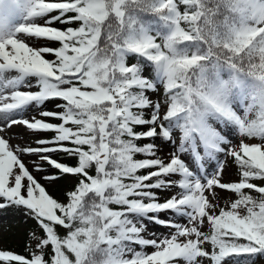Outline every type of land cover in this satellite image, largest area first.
<instances>
[{"label":"snow or ice","instance_id":"1","mask_svg":"<svg viewBox=\"0 0 264 264\" xmlns=\"http://www.w3.org/2000/svg\"><path fill=\"white\" fill-rule=\"evenodd\" d=\"M8 208L0 264H264V0H0Z\"/></svg>","mask_w":264,"mask_h":264},{"label":"rangeland","instance_id":"2","mask_svg":"<svg viewBox=\"0 0 264 264\" xmlns=\"http://www.w3.org/2000/svg\"><path fill=\"white\" fill-rule=\"evenodd\" d=\"M154 99H160L163 100V96H154ZM51 105H49V108L51 109ZM21 129H13L14 132H19ZM47 135L51 136V133H48ZM236 143L239 142V137L236 138ZM259 142V141H255ZM10 143L12 144H23L24 138L18 137L13 135ZM28 144L35 145V138L28 137ZM168 149H164L163 154L167 155ZM63 154L57 155L55 158L63 161ZM25 163L31 164V158L25 157ZM239 178L238 170L236 166L233 164L226 168V171L224 173L223 179L224 181H236ZM72 187V183L70 180L67 179H60L58 182H56L55 186L51 187L49 189L50 193L54 195L55 197L63 198L64 192L66 189H70ZM220 194V196L223 198L221 200L222 206H227L230 204L231 200L235 197L230 193H225L222 190H217ZM163 198V196L161 197ZM22 214L12 208L8 209H0V250H10L14 253H17L19 251V248H21L22 245H26L28 243V240L26 238V233L28 232L29 228L31 227L33 222H30L27 219L21 218ZM159 226H156V228L153 229L155 231ZM61 233L63 230H60ZM161 233L164 235L167 234L166 230L159 229ZM18 254V253H17Z\"/></svg>","mask_w":264,"mask_h":264},{"label":"trees","instance_id":"3","mask_svg":"<svg viewBox=\"0 0 264 264\" xmlns=\"http://www.w3.org/2000/svg\"><path fill=\"white\" fill-rule=\"evenodd\" d=\"M62 157H63L64 162H66L68 164H73L75 162L71 157H69L65 154H63ZM236 168H237V166H236ZM237 170H238V168H237ZM238 174H239V172H238ZM35 231H36V225L32 224L31 227L29 228L28 232L26 233V238L28 240V243L26 245H22L21 248H19V251L17 252L18 254L27 255L29 250H30L28 247L29 244H31L32 247L34 248V241L30 240V234L35 232Z\"/></svg>","mask_w":264,"mask_h":264},{"label":"bare ground","instance_id":"4","mask_svg":"<svg viewBox=\"0 0 264 264\" xmlns=\"http://www.w3.org/2000/svg\"><path fill=\"white\" fill-rule=\"evenodd\" d=\"M14 129H18V127L17 128H14Z\"/></svg>","mask_w":264,"mask_h":264}]
</instances>
